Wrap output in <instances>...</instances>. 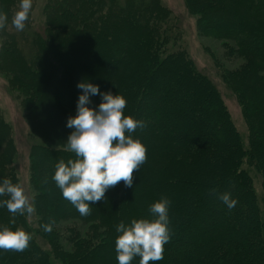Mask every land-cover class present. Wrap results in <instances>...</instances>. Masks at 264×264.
Instances as JSON below:
<instances>
[{
  "label": "trees",
  "instance_id": "obj_1",
  "mask_svg": "<svg viewBox=\"0 0 264 264\" xmlns=\"http://www.w3.org/2000/svg\"><path fill=\"white\" fill-rule=\"evenodd\" d=\"M184 2L187 11L205 24L204 35L231 41L227 53L244 59L242 69L231 72V80L251 127L247 146L217 85L179 45L180 30L161 0H44L41 4L32 0L23 31L11 24L20 0H0V11L8 16L0 29V67L12 72L11 89L24 96L28 113L39 102L46 109L39 120L34 117L41 129L61 115L60 109L66 115L60 102L76 109L81 90L74 89L80 77L125 97L124 115L148 118V125L133 133L146 146L147 158L133 171L132 187L119 181L106 191L104 202L90 204L86 216L63 198L52 180L55 165L75 155L66 149L62 134L43 130L42 141L32 144L30 151L33 213L12 214L0 207V226L23 229L31 240L22 252L0 250V264H117L115 225L151 219L149 206L162 196L171 201V236L163 259L149 264H264V0ZM227 12L235 27L215 30L211 25ZM115 50L123 56L120 60H114ZM79 60H85L89 69L66 68L69 61ZM54 81L60 82L57 88L52 87ZM160 82L172 92L163 97L153 93ZM145 92L149 99L159 96V101L153 104L156 97L144 106ZM33 94L40 101L33 102ZM90 100L91 107L101 102L98 94ZM15 155L12 129L0 110V179L13 184L18 183ZM215 190L231 193L236 205L229 210L217 196L207 203ZM205 211L214 215L205 218ZM63 219L103 226L102 240L92 244L84 239L98 233L93 225L80 229L83 237L58 233ZM186 239L191 243L179 247Z\"/></svg>",
  "mask_w": 264,
  "mask_h": 264
},
{
  "label": "clouds",
  "instance_id": "obj_2",
  "mask_svg": "<svg viewBox=\"0 0 264 264\" xmlns=\"http://www.w3.org/2000/svg\"><path fill=\"white\" fill-rule=\"evenodd\" d=\"M32 7V0H20L19 10L11 19L17 31H23ZM8 23V16L0 11V29ZM76 87L81 90L74 116H69L65 127L71 129L66 139V149L75 155L67 162L55 165L52 180L60 192L81 216L90 212V204L105 197L106 191L123 180L125 187H132L134 170H139L146 160V146L133 138L137 128H144V121L124 115L126 98L120 94L100 91L99 85L88 78L81 79ZM100 96L101 102L91 107V96ZM47 182V181H45ZM0 207L12 214H32L33 203L24 187L13 184L8 178L0 179ZM229 210L237 203L231 193L217 195ZM171 201L162 196L149 206L151 219L120 221L115 225L119 235L115 239L117 264H131L139 257V264H149L163 259L164 245L171 236L169 206ZM50 230V226H45ZM31 235L23 229L12 230L0 226V250L22 252L29 245Z\"/></svg>",
  "mask_w": 264,
  "mask_h": 264
},
{
  "label": "rangeland",
  "instance_id": "obj_3",
  "mask_svg": "<svg viewBox=\"0 0 264 264\" xmlns=\"http://www.w3.org/2000/svg\"><path fill=\"white\" fill-rule=\"evenodd\" d=\"M161 1L168 10L167 15L173 17L174 22L176 23L178 29L180 30L181 39L179 40V45L187 49L188 53L193 58L194 63L199 68V70L207 74L217 85L218 90L222 95L224 102L226 103L227 108L230 112L231 119L237 130L242 134L243 139L246 141L245 145L247 146V136H249V134L251 133V127L247 121L246 114L240 105L239 97L236 90V83L231 80L232 79L231 72L242 69V64H244V59L242 57L235 58L234 54L227 53L226 50L231 51L230 48L227 46V45H232L230 44L231 41L226 39L222 40L218 38H211L204 35L202 30L205 28V24L202 25V20L200 21L196 15L190 14L187 11L184 0H161ZM42 2H44V0H36V4L37 3L41 4ZM40 4H38V6H40ZM229 16L230 15H228V12L222 14V16L219 17V20H216L214 24H212L211 26L214 27L215 30H219L225 25H228L230 27L231 24V28H234L235 25H232V23L229 21ZM36 17L37 20L39 21L38 15H36ZM111 38L112 37L108 39V43L105 44V47L107 48L110 47ZM95 47H96L95 50H100L98 46ZM115 51L116 53L114 60H120V57L122 58L123 56H120L121 53H119L117 50ZM0 52H1V45H0ZM94 52L92 54H94ZM84 63L85 60H79V62L69 61L67 63L66 68L72 69L80 66L81 68L83 67L89 69L84 65ZM97 68L98 66L93 67L94 70H97ZM12 76L13 74L11 71H9L4 67H0V110L2 112L4 121L8 123L12 129L13 142L16 147V155L13 160L14 162L13 170L17 174L16 179L18 180V183L24 187L31 202L32 198H31L30 188H34L32 183L33 162L30 156L31 146L32 144L39 143L40 141H42L40 135L43 132V130L54 131L55 134H57V132L62 134L63 139L65 141L64 144H66L67 136L71 131V129L65 127L66 120L69 116L75 115L76 109L65 103L60 102L66 115H63L60 109L61 115L56 114V118L52 120H48L46 122V127L44 129H41V125L38 122L34 121V117H37V120H39V118L43 116L42 114L43 111H46V109H43L41 102H39V105L35 106L36 109L32 113H28V104L27 102L22 100L24 96L18 93L17 91L14 92L11 89L10 77ZM90 79L92 81L95 80L97 81L98 79L102 80V76H98V79H96L95 77H92ZM165 80L167 81V78H165ZM58 84H60V82L54 81L52 87L57 88ZM97 84L99 85L100 91L105 92V90L100 86L98 81ZM165 84L164 82H160V84L158 83L153 93H155V91L156 92L158 91L159 92L158 95L161 97H163L167 93L170 94L171 88L166 86ZM66 89L68 90L69 94L72 93V91H70L67 87ZM74 90L76 92L80 91L77 87ZM145 95H146L145 100L143 102L144 106L149 105L150 100H155L157 97L156 96L153 99H149V97H147L148 96L147 92H145ZM171 97L173 99L175 98V96L172 93H171ZM159 98L153 101V104L157 103L159 101ZM39 99L40 96L33 94V99H32L33 102L40 101ZM27 100L28 98H26V101ZM147 119L148 118L145 117L143 121L145 124L148 125V123H146ZM53 120H55L54 126L52 125ZM210 120L211 122H215L214 116H212ZM257 138L261 140L263 139V136L258 135ZM255 183H256L257 191L259 192L261 190L259 179L256 178ZM216 192L217 191L215 190L210 195H208V198L206 199L207 203L211 204V199L212 200L216 199V196L220 194V192L217 193ZM104 201H105V197L103 198L102 202ZM95 206L96 204H93V207ZM212 215H214L212 211L211 213L210 212L208 213L206 211L204 213L205 218L210 217ZM32 221L33 218L31 219V222ZM91 225L95 226L98 233L88 234L87 237H84V239L90 241V243L92 244H97L102 240V234L105 229L103 226H100L99 224H94L90 221H84L80 219H63L58 223L57 227L61 230L58 233H61L62 235L71 238H77V237H83L79 235H84L80 233V229L90 228ZM208 228H210V226L206 227V229ZM186 240L188 241L187 243H184L182 241L181 243H178V246L181 248L188 246L189 245L188 243L191 242L188 239ZM136 264H139V262Z\"/></svg>",
  "mask_w": 264,
  "mask_h": 264
}]
</instances>
